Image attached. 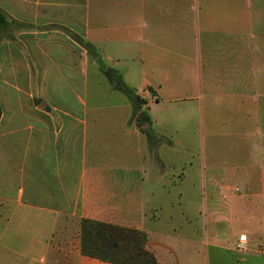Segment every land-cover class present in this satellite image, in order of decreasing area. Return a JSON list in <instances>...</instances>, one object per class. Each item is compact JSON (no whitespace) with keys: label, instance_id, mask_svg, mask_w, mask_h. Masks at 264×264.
<instances>
[{"label":"crops","instance_id":"crops-1","mask_svg":"<svg viewBox=\"0 0 264 264\" xmlns=\"http://www.w3.org/2000/svg\"><path fill=\"white\" fill-rule=\"evenodd\" d=\"M263 5L0 0V264H109L81 253L82 220L145 233V247L159 264H264L258 249L264 246V47H249L246 39L248 26L259 27L250 36L264 38ZM218 33L241 38L220 53L213 46ZM75 37L95 48L99 65ZM249 48L255 60L248 59ZM140 58L147 67L166 58L173 70L187 68L189 92L163 98L161 86L143 80L135 91L149 123L138 127L131 101L101 69L132 76L131 64ZM161 103H175L183 121L196 116L201 125L208 117L212 137L224 125L228 168L218 180L221 188H242L223 210L228 229L241 224L232 245L225 233L184 232L193 225L187 218L176 224L177 233L173 217H162L146 197L155 189L147 183L152 167L159 181L168 176L165 164L177 145L178 126L169 127L175 116L159 109ZM148 128L157 143L147 141ZM203 159L200 189L210 198L220 173L213 172L217 160L209 168ZM208 212L212 223L221 218L214 206ZM240 234L247 236L244 251L236 249Z\"/></svg>","mask_w":264,"mask_h":264},{"label":"rangeland","instance_id":"rangeland-1","mask_svg":"<svg viewBox=\"0 0 264 264\" xmlns=\"http://www.w3.org/2000/svg\"><path fill=\"white\" fill-rule=\"evenodd\" d=\"M264 10V5L262 6ZM252 13L249 12V19H252ZM250 25V24H249ZM259 31V27L256 28ZM252 29V27L248 26V37L247 42L249 47L262 45L264 47V38H259L258 36H250L253 35L257 30ZM221 30V29H218ZM264 30V27H263ZM264 35V33H263ZM238 38H231L226 34L218 33L215 37H213L214 48L216 52L222 53L224 48L229 44V42H233ZM244 39V37H243ZM262 40V41H261ZM256 50H254L255 52ZM252 53L251 49H248V59L251 60L252 54L255 60V54ZM238 55H240L238 51ZM147 56V53L144 54ZM143 58V56H142ZM90 59L92 62L96 63L98 57L97 54L90 55ZM166 60V58H165ZM164 62L157 67L150 64L147 67V61L142 60L141 58L135 60L133 64H131V68L129 71H135V75L127 76L126 69H123L118 72L121 77L123 83L135 90H138L141 87L142 81H147L153 86H161V93L163 98H168L171 95L189 92L185 85H187V68H178L172 69V67L168 64L170 62ZM142 62V64H141ZM136 67V68H135ZM184 83V84H183ZM217 93H219L218 87L223 88L219 83L216 84ZM136 92V91H135ZM147 100H153V96L147 93ZM155 103V101H153ZM146 105L145 101L141 104V106H136L137 113L142 112L141 109ZM176 104L166 103L164 105L161 103L159 109L165 112L171 111L175 116L173 118V125H169V127L178 126V134L174 135V141H176L177 145L175 148V153H173L172 158L169 157L168 164H165L166 173L168 176L162 178V181H159V170L156 169L155 166L152 167L150 177L147 178V183L150 187L146 197L148 196L149 202L153 205H159L161 208L160 215L164 217L165 215H169L173 217L172 227H176L181 224H186L185 219L187 218L189 222L193 225L186 227L184 226V232L199 231V236L202 237L204 231L208 236L211 233H219L221 236L225 233L226 237H229L231 241L228 240L227 244L232 245L234 231L240 230L241 224L234 225L233 230L228 229L224 224V206L230 203L231 200L239 197L242 194V188L237 185L226 186L225 188H221L224 184L222 181H219L223 178L221 174L225 171V168H228L227 165H223L226 159L227 149L223 145V135L226 131L224 125H217V137H212V135L208 131V117L205 118L203 122H200L196 116L190 117L187 121H183L182 111L178 108H172L171 106H175ZM166 107V108H165ZM171 107V108H170ZM134 109V107H133ZM148 110H144L146 113ZM136 120V118H135ZM220 121H223L220 119ZM137 125V124H136ZM155 128V127H153ZM172 130V129H170ZM214 141L216 143L212 144ZM186 147V150L183 149ZM213 154V155H212ZM203 156V157H202ZM205 157L207 160V166L210 168V161L217 160L218 166L213 171L215 174H219L217 177V181L214 182L215 187V196L214 197H203L206 194H201L202 185V168L201 163L202 159ZM213 157V159H212ZM204 160V159H203ZM222 162V163H221ZM222 164V166H220ZM200 171V172H199ZM212 173V172H211ZM210 175V172H209ZM224 175V174H223ZM220 178V179H219ZM172 179V183H171ZM219 179V180H218ZM212 182L207 181L206 188L208 190L209 185ZM204 188V187H203ZM206 191V189H205ZM154 193V195H152ZM206 205V206H204ZM208 206L215 207L218 212V216L221 218H217L215 223H212L208 212ZM205 207V208H204ZM196 208H199V213L197 214ZM246 209V205H245ZM182 212H185V216L182 219ZM243 214V213H242ZM207 220V221H206ZM228 225V224H227ZM178 232L181 231L176 227ZM259 251H264V246L259 244ZM232 255L235 259H239L242 257L241 252H233Z\"/></svg>","mask_w":264,"mask_h":264},{"label":"trees","instance_id":"trees-1","mask_svg":"<svg viewBox=\"0 0 264 264\" xmlns=\"http://www.w3.org/2000/svg\"><path fill=\"white\" fill-rule=\"evenodd\" d=\"M3 17L0 14V26ZM86 48L89 56L95 54V48L89 43L82 42L75 37ZM113 88L125 94L131 101L136 117V124L140 127L148 122L149 118L143 111L137 113L136 106L144 102L133 88L125 85L116 70L102 68ZM147 141L151 144L157 143L158 139L150 128L143 131ZM81 253L89 258L97 259L109 264H159L154 256L146 249V235L137 230L117 227L91 220H82L80 228Z\"/></svg>","mask_w":264,"mask_h":264},{"label":"built area","instance_id":"built-area-1","mask_svg":"<svg viewBox=\"0 0 264 264\" xmlns=\"http://www.w3.org/2000/svg\"><path fill=\"white\" fill-rule=\"evenodd\" d=\"M247 246V236L244 234H240L238 240L236 242V249L238 251H244Z\"/></svg>","mask_w":264,"mask_h":264},{"label":"water","instance_id":"water-1","mask_svg":"<svg viewBox=\"0 0 264 264\" xmlns=\"http://www.w3.org/2000/svg\"><path fill=\"white\" fill-rule=\"evenodd\" d=\"M96 63H97V65H99L97 61H96Z\"/></svg>","mask_w":264,"mask_h":264}]
</instances>
